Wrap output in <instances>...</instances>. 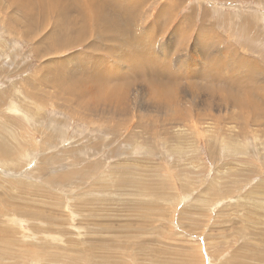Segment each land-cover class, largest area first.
Instances as JSON below:
<instances>
[{
  "label": "rangeland",
  "instance_id": "obj_1",
  "mask_svg": "<svg viewBox=\"0 0 264 264\" xmlns=\"http://www.w3.org/2000/svg\"><path fill=\"white\" fill-rule=\"evenodd\" d=\"M168 1H147L133 23L135 30L142 16L147 31L158 25L153 18L161 5L171 9L160 15L154 44L145 47L169 66L164 77L172 73L166 77L178 83L180 105L169 111L180 115L172 123L163 122V108L152 113L146 107L152 101L144 71H128L135 78L123 87L126 68L101 51L98 69L112 66L119 76L100 79L98 88L116 84L114 95L120 91L124 99L92 112L74 97L59 96L62 84L89 86L83 79L90 70L63 79L52 72L74 70L77 56H88L87 46L42 56L45 47L36 43L54 22L36 11L32 27L31 15L27 20L22 8L0 0V264H264L262 110L249 97L233 108L220 93L188 87L194 82L191 88L217 92L230 84L238 94L241 70L225 62L231 51L264 73V0H174L175 8ZM188 13L191 22L179 41ZM196 34H203L202 44L193 40ZM92 40L107 45L104 38ZM169 42L175 48L165 49ZM204 69L218 78L208 80ZM242 86L264 93V82Z\"/></svg>",
  "mask_w": 264,
  "mask_h": 264
},
{
  "label": "bare ground",
  "instance_id": "obj_2",
  "mask_svg": "<svg viewBox=\"0 0 264 264\" xmlns=\"http://www.w3.org/2000/svg\"><path fill=\"white\" fill-rule=\"evenodd\" d=\"M8 1H9L10 5L14 7V9H15V6L16 7L19 6L20 9L22 8V10L24 12H26L27 20H28V18H30V15H31V18L28 20V23H31V25L29 24L30 26H32L34 24V21L36 20V18H34V13L36 11H38L41 15L48 16V20H52L54 22V25L52 27L53 30L51 29V31L49 33L47 32V34L45 36H43L41 40H38V42L36 43L37 45H40L42 48L45 47L42 56L43 55H44V57H46V55L57 56L60 52H63L66 49H72L75 47L78 48L83 44H85L87 46V49L89 51H84V52L86 54H88V56L85 57V56H79L78 55L77 56L78 61L76 63L77 65L74 68V70L72 69L70 71H61V72H59V70H58V71L54 72L56 70V69H54L52 72L55 74V76H57V78H58V76L61 78L62 77L70 78V77H76V75L73 74L72 72H75L77 74L79 73L78 75H82L86 71L90 70L88 76H86L83 79V80L89 81V86H87L86 84L80 83V82H77L76 85H74V84L72 85V84H68V83L64 84V85L62 84V86H64V87H57V94L58 95L60 94L61 97L65 98V96H62V94H65L69 97H74L75 99H77L76 104L79 107H81L82 110H84V108L86 109V108L90 107V111H92V112L99 105H105V104L108 105L109 103L115 102L116 100L124 99V96L118 95L120 91H118L114 95L113 92H115L116 88L118 87L116 84L114 86L111 85L113 87L109 90L104 89L102 87L98 88L100 79H103L102 82H110L111 78H118V76H119V74L116 72L117 68H115V67L112 68V66H110V69L107 71H104V72L101 71V69H98L104 65V61H101L100 57H98V55H96V54L100 53V51H101V53L106 54L105 56L108 58H111L113 60L118 59V61L120 62L119 63L120 66H122L124 68V70L126 68V71H125L126 73L128 71H132V70L138 71V73L139 72L141 73V71H144L143 75H141V76L147 82V87L149 90L147 97L150 101H152V103H150L146 107H148L152 113H154L156 108H157V110H161L163 108L164 110H161L163 112V115L161 116L163 122L165 121V122L172 123V121L177 119V115H180V114H178V113H180V111L178 113L176 111H174L175 112L174 114L170 113V111H169V107H171V109H172L173 108L172 106H174L175 104L180 105L179 104L180 101H178V100H180L181 96L179 94L180 91L178 89L179 88L178 83H175L170 78H167L168 77L167 75L170 74L168 71L167 72L169 74L166 72L167 75H166V73H165V75L167 77L166 76H165L166 78L164 77V71L163 70L168 65L167 66L165 65L166 67H164V68L162 67V65H159L157 63V61L159 59L156 57V54L148 56L149 50H147L145 47L146 43L148 45L154 44L153 38L156 36V33H157V32H155V31H157L156 29L159 27V30H162V28H161L162 23L160 20V15L162 13L171 12L170 7H168L167 5L166 6L161 5L162 6L161 9L158 11L156 16L153 18V20L156 23H158V25L155 26L153 24L146 31L145 28L144 29L142 28V25L144 23L146 24L147 22H145V20L143 22L141 21L142 16L139 20V24L135 27V30H134V23L133 22H134L135 16H136V9L142 5H143V7L146 6L147 1H149V0H75V3L77 4L76 7L74 6L73 0L69 1V2H73V3H69V2H67V0H64V2H63V0H8ZM13 2H16V4L14 5ZM168 2H166V3L170 4L174 8L178 5L177 4L178 1L169 0ZM163 6H165V7H163ZM36 14H37V12H36ZM38 16H40V15L38 14ZM191 18H192V14L188 13L184 17L183 21L180 23L179 30L181 33L179 32L180 35H178L179 36L178 39H180L179 41H181L183 36L185 35L184 25L185 26L189 25L191 22ZM163 19H165V18H163ZM43 20H45V19H43ZM29 25L26 26L28 29H29ZM112 29H113V31H112ZM114 30H116L117 32ZM138 30H139V33L137 32ZM202 31L203 30L201 28L199 30V32H202ZM27 32H29V30H27ZM132 32H134V33H132ZM174 34H176V32H174L171 36H173ZM38 35L39 34H37V36L34 35L33 37L36 39L38 37ZM95 36L104 38L105 44H107L106 47L99 48V46L102 44H100V43L95 44L94 42H92L93 41L92 38L93 37L95 38ZM211 36H212V34H211ZM211 36H209L210 39H212ZM204 37H205V35H204ZM206 37H205V39H206ZM216 37L217 36H215V38ZM194 39H196L197 43L202 44V42H200L199 40L204 41L203 40V34H201L200 36L198 34H196L195 37L193 38V40ZM183 40H184V38H183ZM215 42H216V44H219V42L217 41V38H216ZM182 45H183V48L185 49L186 44L183 42ZM172 47L175 48L174 44L171 42H169L166 46H164L165 49L166 48L171 49ZM119 50H120V52H119ZM46 51L48 52L47 54H45ZM228 59H229V61H228ZM99 60L102 63H100ZM202 60H204L203 57H202ZM208 60H210V59H208ZM226 61L229 64L232 63V61H235L241 70V75L239 76V81H238V83H239L238 84V89H239L238 94H234V93H231V91H229L228 87H231L230 84L227 85V89H224V88H223L224 90L219 89L220 91H217V92L213 91L211 88H210L211 90L208 89L209 87H207V86H205V87L208 90L201 89L202 87H197V86H194V88H191L194 85V82L189 83L188 87L191 84L190 89L192 90V92L202 91L203 93H207L211 97H215L220 93L221 95L219 96V98H220L221 102L226 103L227 102L226 99L228 97L230 100L229 103L231 104L230 106H232L233 108L239 107L242 104L243 98L249 97L250 103H252L253 106L255 104H258V106L262 110V112L260 113L261 117H259V120H258L259 124H260L261 122H263L262 117L264 118V93L263 94L257 93V91L259 90V87H254L253 93H252V91H243L240 87L246 81L248 82V84L253 83L255 85L257 83L259 84V82H264V80H262V78L264 77V75H263L264 73H262L261 67L256 62L248 60V58L246 56L245 57L239 56L237 58L234 54H232V51L229 53V55L225 56V62ZM86 64H88L90 66H92V64H96L97 67L95 69H93V68L90 69V68H87L86 66H84ZM77 68H80L81 71H78V70L75 71V69H77ZM168 68H169V66H168ZM165 70H167V68ZM228 71H231V70H228ZM50 74L53 75L52 73H50ZM175 74H173V75L177 76ZM170 75H172V73ZM210 75H211V73H210ZM210 75H209V77H210ZM131 76H134V75H132L131 73H127V77L126 76L123 77L125 84L123 82V85H121V84L120 85L123 87L128 86V85L130 86L131 85L130 79L135 78V77H131ZM174 76H172V77H174ZM179 76H180V74H179ZM197 76H200V75L197 74ZM80 77H83V76H80ZM180 77H182V76H180ZM182 78H184V77H182ZM191 78L196 79L193 76L190 77V79ZM150 79L152 82H155V84L152 83L150 81ZM153 79L154 80L156 79V80L160 81L161 83H158V82L154 81ZM215 79H217V78L215 77ZM175 81H177V80L175 79ZM48 82H50V81H48ZM92 82H96V84H95L96 86L92 85ZM167 82H170L171 84H168ZM221 82H223V81H221ZM227 82L229 83L230 81H227ZM221 85H222V83H221ZM176 86H177V88L174 89ZM49 87H51V86H49ZM171 87H174V88L171 89ZM224 87L226 88V86H224ZM51 89H53V87H51ZM55 89H56V87H55ZM232 89L235 90L234 88H232ZM263 89H264V86H263ZM177 90L179 91V93L177 92ZM221 90L226 91V93H223ZM105 92L107 94H105ZM42 93H44V92H42ZM117 96H118V99H117ZM255 97H257V98L259 97L260 99L255 101L254 100ZM194 98H195V96H194ZM206 100H208L207 103H208V108H209L212 102L209 99H206ZM246 100H248V99H246ZM175 101H177L178 103H176ZM247 103H249V102H247ZM216 104H217V102H216ZM243 104H244V102H243ZM73 106H74V104H73ZM232 107H230V109ZM177 108H179V107H177ZM205 109H206V107H205ZM180 110L182 111V108ZM243 111H246V110H243ZM251 111H253V110H251ZM248 112H249V110H248ZM257 112H258V110H257ZM249 114H250V112H249ZM185 116H187V115H185ZM180 117H183V116H180ZM231 117H233V119H234L235 115L232 116V114H231L230 118ZM254 121H256V120H254ZM63 178H64V176H63Z\"/></svg>",
  "mask_w": 264,
  "mask_h": 264
},
{
  "label": "crops",
  "instance_id": "obj_3",
  "mask_svg": "<svg viewBox=\"0 0 264 264\" xmlns=\"http://www.w3.org/2000/svg\"><path fill=\"white\" fill-rule=\"evenodd\" d=\"M207 71L208 70H205V69L203 70V72H207ZM210 73H211V75H210ZM209 75H210V77H209ZM215 77L218 78V73H216L213 69H209L208 74H207V79L212 80L213 78L215 79Z\"/></svg>",
  "mask_w": 264,
  "mask_h": 264
}]
</instances>
